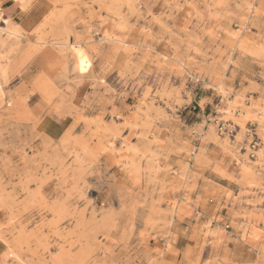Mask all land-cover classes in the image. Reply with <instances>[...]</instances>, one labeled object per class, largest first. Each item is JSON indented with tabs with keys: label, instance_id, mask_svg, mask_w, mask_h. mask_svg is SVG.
Returning <instances> with one entry per match:
<instances>
[{
	"label": "rangeland",
	"instance_id": "obj_1",
	"mask_svg": "<svg viewBox=\"0 0 264 264\" xmlns=\"http://www.w3.org/2000/svg\"><path fill=\"white\" fill-rule=\"evenodd\" d=\"M50 1L0 19V264H264V0Z\"/></svg>",
	"mask_w": 264,
	"mask_h": 264
},
{
	"label": "crops",
	"instance_id": "obj_2",
	"mask_svg": "<svg viewBox=\"0 0 264 264\" xmlns=\"http://www.w3.org/2000/svg\"><path fill=\"white\" fill-rule=\"evenodd\" d=\"M43 5V0H33L23 9L20 0H0V19H7L21 28L30 27L41 19Z\"/></svg>",
	"mask_w": 264,
	"mask_h": 264
},
{
	"label": "built area",
	"instance_id": "obj_3",
	"mask_svg": "<svg viewBox=\"0 0 264 264\" xmlns=\"http://www.w3.org/2000/svg\"><path fill=\"white\" fill-rule=\"evenodd\" d=\"M220 130L223 131V132H229L228 130V127L224 126V125H221L220 126ZM247 135V140L249 141V148H250V151L253 152V150H255V146L257 145V142L255 141V134L252 132V131H248L246 133Z\"/></svg>",
	"mask_w": 264,
	"mask_h": 264
},
{
	"label": "bare ground",
	"instance_id": "obj_4",
	"mask_svg": "<svg viewBox=\"0 0 264 264\" xmlns=\"http://www.w3.org/2000/svg\"><path fill=\"white\" fill-rule=\"evenodd\" d=\"M78 61H83L84 60V57L82 55H79L77 53V58H76Z\"/></svg>",
	"mask_w": 264,
	"mask_h": 264
},
{
	"label": "snow or ice",
	"instance_id": "obj_5",
	"mask_svg": "<svg viewBox=\"0 0 264 264\" xmlns=\"http://www.w3.org/2000/svg\"><path fill=\"white\" fill-rule=\"evenodd\" d=\"M83 70V69H82Z\"/></svg>",
	"mask_w": 264,
	"mask_h": 264
}]
</instances>
